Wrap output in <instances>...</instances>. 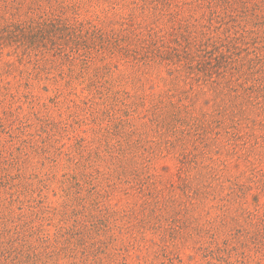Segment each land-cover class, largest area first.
Returning a JSON list of instances; mask_svg holds the SVG:
<instances>
[{
    "label": "rangeland",
    "instance_id": "374dc122",
    "mask_svg": "<svg viewBox=\"0 0 264 264\" xmlns=\"http://www.w3.org/2000/svg\"><path fill=\"white\" fill-rule=\"evenodd\" d=\"M2 1L6 23L70 4L78 33L82 22L104 36H78L73 63L0 49V264H264V89L251 93L264 87V45H197L191 68L140 73L126 49L146 26L168 39L186 11L171 21L162 0ZM222 4L192 10L201 43L259 29L264 0Z\"/></svg>",
    "mask_w": 264,
    "mask_h": 264
},
{
    "label": "trees",
    "instance_id": "16d2710c",
    "mask_svg": "<svg viewBox=\"0 0 264 264\" xmlns=\"http://www.w3.org/2000/svg\"><path fill=\"white\" fill-rule=\"evenodd\" d=\"M12 1L14 2V0ZM2 2L7 6V0H3ZM59 4L63 3L59 2ZM69 5L70 4H67L65 7L61 6V8L56 11L50 8V10L46 12L37 8L38 11L34 16L23 19L18 18L11 23H6L4 19L0 17V49L6 46H15L18 48L19 46L16 45H35L25 46L24 53H26V55H31L32 52H35L34 55L42 53V56H44V50L46 49V53L56 51L55 53L58 56L61 58L65 57L68 62L73 63L78 61V36L82 39L83 45H87L86 41L88 40V36L93 35L92 38L95 37L101 40L104 35L97 29L85 30L82 22L78 33V17L65 15V13L68 12ZM219 5L223 10H226V8L223 7L222 0H162L161 7L164 13L171 18V21L176 20L177 16L185 11L187 12L185 16L187 18L183 17L185 19L180 21L178 27L173 28L168 34V39L164 38L163 35H159L153 28L146 26L145 29H149L147 31L149 33L146 42L141 44V38L137 36V43L134 48L130 52L126 49V55H128L130 59L126 55H123L124 58L130 61L131 64L136 67V71H140V73L142 72L140 69L142 65L157 63L158 65H167L170 74L174 75L177 71V69L174 68L177 62L184 61L189 68L197 64L196 59L192 58V60H189V58L192 57L190 55L191 48L198 47L197 45H264V19L261 18H258L260 21H255V25L259 27L256 31L247 30L245 27L238 26L237 29L239 30H236L234 37H231L230 33L227 34L224 39L218 38L212 40L213 37H208L205 43H201L198 40V32L194 29V24L189 23V19H192L193 15L192 10H201L206 7L212 13L213 9ZM31 12L33 13V10L30 11V13ZM152 16L153 18L157 17V15ZM224 17L225 14L222 17L217 15L216 19L222 21ZM208 19L209 25H211L210 23L215 17L213 14H210ZM192 20L196 22V19ZM209 28L210 27H208V29ZM89 31H91V33ZM200 32L206 34L205 32ZM108 43V41L105 43L103 40L101 45H108ZM46 45H51V47H47ZM73 45L75 46L73 47ZM116 46L108 49L113 57L117 54V51L121 54V49L117 50ZM193 57L199 56L194 55ZM234 63L235 62H232L226 65V67L230 69L231 78H234V75L239 73V70L236 69L237 66L231 65ZM35 67L38 69L41 66L39 63H36ZM100 69L98 73L104 74L107 71L104 66ZM254 81L259 82L260 79L257 78L254 79ZM262 89H264L263 86H253L251 93L255 95V97H260Z\"/></svg>",
    "mask_w": 264,
    "mask_h": 264
}]
</instances>
